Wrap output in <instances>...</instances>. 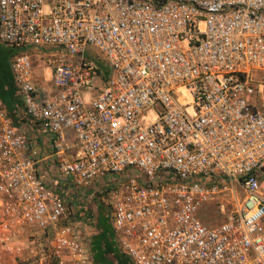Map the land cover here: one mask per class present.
<instances>
[{"label": "built area", "instance_id": "built-area-1", "mask_svg": "<svg viewBox=\"0 0 264 264\" xmlns=\"http://www.w3.org/2000/svg\"><path fill=\"white\" fill-rule=\"evenodd\" d=\"M0 44L25 117L58 154L72 133L60 173L124 176L109 222L132 264H264V0H0ZM12 120L0 101V258L29 225L50 238L18 264H93Z\"/></svg>", "mask_w": 264, "mask_h": 264}, {"label": "crops", "instance_id": "crops-1", "mask_svg": "<svg viewBox=\"0 0 264 264\" xmlns=\"http://www.w3.org/2000/svg\"><path fill=\"white\" fill-rule=\"evenodd\" d=\"M0 45L2 46V48L9 49L2 44ZM14 52H12L7 59L9 68L11 56ZM38 73L39 77H36V81H38V84L48 86V83L42 78V73ZM15 95L18 104L16 105V110H14V113L12 114L14 117V120H12V122L18 127L25 129L35 141V145L37 146L39 153L37 159L39 174L45 181L48 180V182H52L47 184L56 191L57 186H61V184H64V186L68 188L70 186H68V183H66L68 178L60 173V171L58 170L57 162L59 158L63 156H66L68 158H72L74 156L76 146L74 144L72 133L70 131H67L68 143L66 144L65 154H58L55 151L53 145L54 136L43 130L39 125L31 123L25 117L24 108L17 96V90L15 92ZM12 115L10 116L12 117ZM62 179H65V181H63ZM55 185L57 186L54 188L53 186ZM77 219H79L78 221H80L78 229L79 233L84 241L89 244L90 248V241L93 235L97 232L96 222L94 221L95 224L94 222H86V218L82 220L81 218H79V216H77ZM15 231V236L11 238L9 243L11 247L15 248V251L13 253L14 255L3 253L0 258V264H18L25 259L35 260V258L37 257L36 255L40 252V247L45 244L50 238V231L45 233L42 230H36L29 225L23 228H16Z\"/></svg>", "mask_w": 264, "mask_h": 264}, {"label": "rangeland", "instance_id": "rangeland-1", "mask_svg": "<svg viewBox=\"0 0 264 264\" xmlns=\"http://www.w3.org/2000/svg\"><path fill=\"white\" fill-rule=\"evenodd\" d=\"M9 49L11 53L15 51L13 48ZM100 61L98 62L96 60V62L101 65V77H103L105 75L103 71L108 72V66L105 64L103 65L102 60ZM96 83H98V79ZM176 97L181 101L186 100L182 92H179ZM256 98L259 103L264 101V92L256 95ZM123 178L124 176L121 174L106 176L93 180L87 185H76L68 178L66 182L68 186L70 185L68 188H66L64 184H61V186L55 185L53 187L55 188L57 186V192L68 201V205L75 206L74 208L79 218L82 220L86 218V222H96L101 209H103V212L107 215L110 213L111 205L109 201L111 200V193H109V191L114 188L115 185L118 187ZM62 180L65 181V179ZM45 182L52 183L48 182V180ZM217 201L218 197L213 201H208L198 209V216L207 225H212L221 221V217L218 215Z\"/></svg>", "mask_w": 264, "mask_h": 264}, {"label": "trees", "instance_id": "trees-1", "mask_svg": "<svg viewBox=\"0 0 264 264\" xmlns=\"http://www.w3.org/2000/svg\"><path fill=\"white\" fill-rule=\"evenodd\" d=\"M10 54L9 49L2 48L0 45V100L9 114L12 115L18 102L15 95L17 87L7 60ZM108 219V215L101 209L96 219L97 232L90 241L93 264H132L128 256L117 247L114 232Z\"/></svg>", "mask_w": 264, "mask_h": 264}]
</instances>
